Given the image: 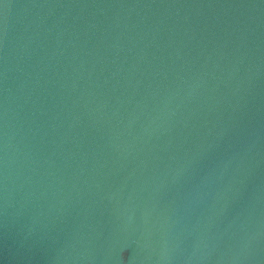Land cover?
Masks as SVG:
<instances>
[{"label":"water","instance_id":"95a60500","mask_svg":"<svg viewBox=\"0 0 264 264\" xmlns=\"http://www.w3.org/2000/svg\"><path fill=\"white\" fill-rule=\"evenodd\" d=\"M0 264H264V0H0Z\"/></svg>","mask_w":264,"mask_h":264}]
</instances>
